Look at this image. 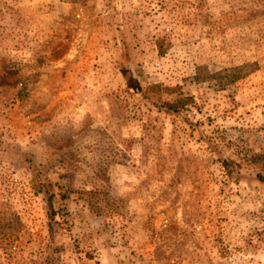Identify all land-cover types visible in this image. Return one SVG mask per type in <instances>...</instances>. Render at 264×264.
<instances>
[{"label":"rangeland","instance_id":"1","mask_svg":"<svg viewBox=\"0 0 264 264\" xmlns=\"http://www.w3.org/2000/svg\"><path fill=\"white\" fill-rule=\"evenodd\" d=\"M0 264H264V0H0Z\"/></svg>","mask_w":264,"mask_h":264},{"label":"trees","instance_id":"2","mask_svg":"<svg viewBox=\"0 0 264 264\" xmlns=\"http://www.w3.org/2000/svg\"><path fill=\"white\" fill-rule=\"evenodd\" d=\"M164 106L169 112H178L179 111V108L177 107L176 103H166V104H164Z\"/></svg>","mask_w":264,"mask_h":264}]
</instances>
